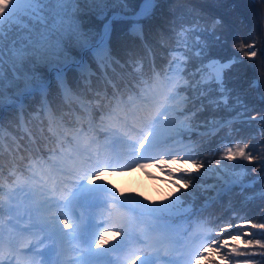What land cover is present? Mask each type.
Returning <instances> with one entry per match:
<instances>
[{"label": "snow or ice", "instance_id": "obj_1", "mask_svg": "<svg viewBox=\"0 0 264 264\" xmlns=\"http://www.w3.org/2000/svg\"><path fill=\"white\" fill-rule=\"evenodd\" d=\"M39 2L40 0H35L34 6L33 0H0V25L7 22L10 30L14 32L17 28H26L25 21L39 10ZM116 2L127 5L128 0H116ZM252 2L255 3L256 0ZM259 2L264 4V0H259ZM58 3H73V0H58ZM156 3L158 0H143V7L139 14L148 12ZM55 15L60 16L61 12L58 11ZM63 17L67 19L61 20L54 39L43 42L29 39L27 45L24 44V39H28L27 37L20 39L19 55L12 59L11 72L8 76L7 91L9 93H19L22 89H27L34 81L39 65L63 64L72 58L73 45L83 46L86 43L83 39L76 38L74 25L67 11L63 12ZM225 29L222 17L207 19L197 15L193 18L191 27L181 30L176 40L173 61L178 73H183L184 68L194 69L186 74L189 78L183 81L184 87L180 89V91L190 92V95L180 96V91H177L180 86L179 79L170 82L171 87L160 94L161 98L153 100L147 108V115L137 121L136 126L130 130H124L125 125L112 133L117 138L115 143L124 149L123 152L113 150L105 153V162H101L98 158L95 162L86 163L82 168L63 174L65 178L61 180V183L70 185L71 188L65 187L60 199L47 209V211L55 209V214L42 217L43 223L39 231L45 234L29 248L28 251L31 253L29 264H52V261L48 259V252L35 250L40 245H44L45 241L55 243L57 240L66 238L79 241L80 223L73 215L70 203L73 189L82 182H86L89 186L102 182L108 186L110 192V197L104 202L98 216L105 227L99 231L93 248L103 249L123 238L131 245V252L124 264H155L158 253L154 257L146 250V247L152 246L149 242L158 231L154 221L163 218L166 214L172 215L179 212L183 203L181 195H186L189 188L195 190L196 181L202 179V169L205 172L211 170L200 159V152L204 149L198 148L195 144L190 143L183 147L167 146V141L161 138L162 122L159 118L164 117L165 122L178 117L191 120L192 117L197 116V112L214 108L235 112L236 118L244 117L243 122L249 127L253 121L264 124V115H261L258 121L255 116L250 118L246 116L248 106L244 103L241 94L229 83L237 66L251 68L256 73L264 71V64L259 68L254 64H245L244 58L248 61L255 60L258 49L255 42L246 43L241 40L233 52L226 53L229 36L225 34ZM16 34L19 35V32ZM15 43L14 40L13 44ZM259 51L261 58L264 59V50ZM109 54V52H100L96 59H106ZM3 62L4 50L0 47V107L4 104L6 92ZM80 67L79 78H84L91 65ZM259 84L257 77L251 78L248 82L249 88L252 89H258ZM69 87L65 79L58 77L59 89ZM261 99L264 100V96ZM189 104L191 107L185 109V105ZM193 108H197V111H192ZM188 113H191V116ZM232 122V120H226L212 123L224 127ZM185 126L184 121L177 125V136L181 134L179 129ZM259 131L264 134V128ZM252 139L255 140V137ZM177 143L183 142L178 140ZM221 143H224V154L221 161H218L215 171L223 172L228 167H232L244 169L246 174L247 165L256 164L257 170L264 168V154L256 152L255 145L250 147L246 141L233 143L232 140H228L227 143L222 140ZM261 146L264 147V145ZM216 151L220 149L217 148ZM90 160L91 157H89ZM223 161L229 163L224 164ZM234 161H246L247 164H232L231 162ZM149 165H155L169 178L173 190L165 196L168 203L149 206L145 203L147 195L141 198L140 193L137 192L133 197H126L120 192L116 183L111 179H105L106 173L109 175L130 173L133 168L143 169ZM259 179L260 177H256L248 183H242L241 190L251 187ZM235 183L234 180L233 184ZM205 191H216L217 196L220 195L217 185H209ZM170 196L174 198L169 199ZM261 199H264V196H261ZM183 211L190 212L191 206ZM145 217L151 218V222ZM261 220L262 222H253L246 215L233 212L230 218L217 220L213 227L201 231L192 239L185 246L182 259L186 261V264H201L202 261L204 264H258L256 257L259 256L260 261L264 262V212H262ZM141 224L145 225L142 229ZM252 230H258L259 237L258 233ZM109 234L114 237V240L108 239ZM72 251H82V249L73 248ZM87 255L86 251H82L80 258L57 261V264H81ZM171 264H176V262H171Z\"/></svg>", "mask_w": 264, "mask_h": 264}, {"label": "trees", "instance_id": "obj_2", "mask_svg": "<svg viewBox=\"0 0 264 264\" xmlns=\"http://www.w3.org/2000/svg\"><path fill=\"white\" fill-rule=\"evenodd\" d=\"M110 1L115 3L114 7L82 14L81 9L84 5L80 0L64 4L58 3V0H40L39 10L25 21L27 27L16 29L19 35L10 30L7 22L0 25V47L3 48L4 53L9 54L7 61L3 63L5 98H12L11 101L15 97L17 99V96H13L14 93H9L7 89L12 59L19 55L20 39L28 38L24 39L25 45L28 44L29 39L40 42L54 39L61 20L67 19L63 17L64 11H67L70 16L76 38L81 34L92 36L94 32V41L100 36L104 24L113 15L120 14L112 21V30L106 48V52L110 54L107 58L100 60L96 59L94 54L87 53L86 63L90 64L91 68L84 78H79L80 73L74 66L68 70L67 80L72 94L74 97L89 100L93 105V112L108 107L112 104V99L130 94L127 86L135 88L138 83L148 85L155 73H159L162 77L173 78L174 73H178L173 61L176 40L182 29L192 26L193 18L197 15L207 19L223 18L226 26L225 34L229 36L226 53L233 52L241 40L246 43L255 42L258 49L257 57L254 61L244 58L245 64H254L257 68L264 64L259 51L264 50V4H261L259 0L255 3L252 0H158L153 9L141 19L132 18V16L140 9L143 0H128L127 5H121L116 0ZM33 3L35 6V0ZM58 11L61 12L60 16L55 15ZM135 22L140 23L137 29L133 28ZM82 54L83 50L72 46L71 56L79 59ZM193 70L184 68L183 73H179L181 79H188L186 74ZM45 74L44 78L49 76L47 71ZM87 75L90 76L89 79ZM253 77H257L260 81L258 89L248 86V82ZM229 83L241 94L244 103L248 106L246 116L248 118L255 116L258 121L259 117L264 115V100L261 99L264 96V71L256 73L251 68L237 66ZM183 87L184 85L179 86L177 91ZM180 92L185 93L186 96L190 95L188 91ZM45 101L49 103L46 108H44ZM15 103V101L11 102V107H7L5 103L0 107V189L3 187L4 180L12 181L20 170L28 172L27 163L31 156L45 153L46 147L49 148L48 150L56 147L57 133H63L59 118L72 125L76 116L80 119L85 117L81 107L70 96L65 95L64 89H59L57 83L52 85L46 98L34 93L27 99L28 105L23 110L14 108ZM190 107V104L185 105V109ZM197 108H193L192 111H197ZM188 115L191 116V113ZM183 119L185 123L204 133L200 135L193 132L188 137L198 148L204 149L200 152V159L208 167H214L218 165V161H221L224 154L222 140L225 143L228 140H232L233 143L246 141L250 147L255 145L256 152L264 154V147L261 146L264 145V134L259 131L264 128V124L253 121L249 127L243 122L244 117L236 118L235 112L214 108L197 112V116L192 117L191 120H185L184 117ZM51 120L54 121V126H51ZM226 120L233 122L224 127L212 123ZM24 125H27L33 133V138L26 133ZM252 137H255V140ZM184 138L187 139L186 136ZM217 148L220 151H216ZM223 163L229 162L223 161ZM231 163L247 164L246 161ZM256 163L258 164L259 161L257 160ZM228 169L233 173L244 174L242 181H239L240 184L248 183L256 177L260 179L251 187L244 188L243 191L240 186H235L225 190L221 198L208 200L209 192L205 191L201 183L211 180L201 173L202 179L196 181L195 190L189 188L186 195H181L183 201L181 210L172 215L166 214L163 218H170L171 223L181 226L180 234L183 236L187 234V229L189 230L195 221L205 219L206 227L210 229L217 220L230 218L233 212L246 215L253 222H262L264 199H261V196H264V168L257 170L256 164H250L247 165L246 174L241 168L228 167ZM10 171L13 172L11 176H9ZM173 198L169 197V199ZM158 200L162 203L169 202L165 199ZM190 206V212L183 211ZM189 213H192L189 221L180 223L178 217ZM252 231L257 232L259 237L258 230ZM176 237L179 239L178 236ZM256 260L258 264H264L259 256Z\"/></svg>", "mask_w": 264, "mask_h": 264}, {"label": "rangeland", "instance_id": "obj_3", "mask_svg": "<svg viewBox=\"0 0 264 264\" xmlns=\"http://www.w3.org/2000/svg\"><path fill=\"white\" fill-rule=\"evenodd\" d=\"M81 4L84 5V8L81 9V13H87L90 11H97L101 8H112L114 7L115 3L111 2L110 0H80ZM154 6V5H153ZM152 6V8H153ZM151 8V9H152ZM151 9L148 11L150 12ZM147 13V12H146ZM146 13L144 14H136L133 15V17L138 16V18H142L146 15ZM118 16L120 15L119 13L115 14L114 16ZM116 16V18H117ZM131 17V16H130ZM93 34L92 36H90V34H81L80 36H78L77 38H81L83 39L86 43L83 46H79V45H73V48L75 49H86L89 48L91 44H95V41L93 39ZM72 58L63 63H51V64H47V65H39L37 70V75L34 79V81L32 82V84L29 85V87L27 89H22L19 93H14L13 96H17L19 95L21 92L30 89L31 87L35 86L36 84H38L39 82H42L45 78V71L48 72L51 71L53 72L54 70L58 69V68H62L63 65H67L68 67L70 66L71 61H74L75 58L74 56H71ZM65 72H68L67 69ZM176 79L180 80V75L176 74V76L174 77L173 80H167V82H165L164 79H159L158 81V86L154 89H152L147 96L144 95H140V98L145 101V107H148L152 104L154 99H159L160 94L162 92L167 91L170 87H171V83L170 82H174ZM162 80V82H161ZM164 80V81H163ZM183 81L182 80L180 82V86L183 85ZM180 96H186L185 93L180 92ZM12 98L6 99L5 98V105H7V107H11V102L16 100L13 99V101H11ZM85 106H87L88 104L86 102H83ZM162 122L161 124V131H162V139L167 141V146H174V147H183L184 145L187 144H194V141L192 139H190L188 137V135L190 133H197L200 135H203L204 133L201 131H197L195 128H193L192 126L188 125L187 123H185L183 117H178L175 120H171V121H164V117H160L159 118ZM181 121H184V124L186 125L183 128H180V135L177 136V125L180 124ZM98 122V121H96ZM51 123L53 124V121H51ZM100 123H96V125L98 126H103L105 131L100 130L99 132L102 134V136H107L109 134V132L106 128L105 125ZM88 132V131H86ZM86 132H75L78 133L75 135V133L73 135H75V138H78L77 140L74 138V140H76L78 148L77 151H82L84 153V155H82L83 157L81 159L76 158L73 154V151L70 150V148L64 149V157L65 159L63 160L64 162H59L58 160H56L54 157V155H50V157L42 160L40 158H37L36 161H31V163H35L37 164L38 162V169H40L42 172H45L48 174L49 171H51L53 173V177H49L48 182L44 181V180H40V183H38L37 185H35L38 190H37V199H38V203L42 204L43 207H40L43 209L44 214H48V216L53 215L54 213H52L53 211H55V209H52L51 211H47V209L49 208L50 205H53L56 203L57 200L60 199V195L61 192H63V189L65 187L71 188L70 185H65L61 183V180H63L64 177V173L68 172V171H72L74 169H79L82 168L86 165V163L88 162H95L96 159H100L101 162H105L104 161V156H105V152H101L99 148L92 146V141L90 143V145H86V144H81V137L83 135L86 134ZM72 135V136H73ZM111 136V138H114V136L111 134L109 135ZM184 136H186L187 139L184 138ZM61 140H64V135L60 136ZM182 141L183 143L178 144L177 141ZM83 141L85 142V140L83 139ZM82 145V147H81ZM89 157H91V160L89 161ZM190 166V165H189ZM48 167V169L46 168ZM218 167V165L214 166V167H209L211 170L205 172L204 170L201 172L205 175L206 178H208L211 181L206 180L207 182H203L201 184H203L204 188H206L209 185H217V189L220 192V195L217 196V192L216 191H207L209 193H207V199L211 200L213 198H221V195L223 193V191L225 190L226 187L233 185V181L235 180L236 183L238 184L239 181H242L244 174L242 172H231L228 168L226 169V171L223 172H217L215 171V169ZM109 172H111V170H109ZM105 179H111L112 182L116 183L117 187L120 188V192L123 193L124 196L126 197H133L135 196L134 194H136L137 192L140 193V197L143 198L145 195H147V200L145 201V203L149 204V206H155L158 204H161L162 202L160 200H158V202H154L152 201V195H154V198L157 199H161L162 201L165 199V196L168 195V193L170 191H172V185L171 182L169 180V178L167 176L164 175V173L155 165H149L146 168L143 169H139V168H133V170L128 173H117L115 175H109V173L105 174ZM235 183V184H236ZM26 190L29 191V189ZM87 191L89 193L93 192V193H99L101 192L100 196L98 197L99 199V203L104 205V202L107 201L110 197V192L108 189L107 185H104L102 182H97L95 185H87L86 182H82L79 184L78 187H75L73 189V196L71 198V203H70V208H73V203L75 202V200H84L85 197L87 196ZM26 192V191H25ZM134 192V194H133ZM1 194V193H0ZM65 195H67V193H64ZM18 197H20L23 200V196H27L29 198V196H33L32 194H28V195H23L22 193L19 194L17 193ZM119 195V194H118ZM83 196V197H81ZM34 197V196H33ZM77 197H80L79 199H77ZM91 197V196H90ZM211 198V199H210ZM207 200V201H208ZM163 203H165L163 201ZM39 208V209H40ZM34 211H37V208L33 207ZM102 210L98 211L96 214H93L94 218L96 219L95 221V235L93 237V242L92 245L88 248L87 252L90 253H103V252H109L111 254H114L115 258L119 261V264H124V261L126 259V257L130 254L131 252V245L125 240V239H121L119 241H116L108 246H106L103 249H94L93 248V244L95 239L97 238L99 231H101L103 229V227H105V224L103 223L102 220L98 219V216L100 215ZM1 213L4 214V212H2V210H0ZM31 213H33V211H30ZM1 216V215H0ZM146 220H149L151 222V218L149 217H145ZM162 219L156 220L154 221L158 231L153 235V239L149 242L152 246L151 247H146V250L151 253L154 257L157 256L158 253V257L155 260V264H171V262H176V264H186V261L182 259V257L185 254V249L180 253L181 256H175L174 254L172 255L169 251L170 246H176L177 243L174 240V236L175 233L178 230V227L175 225H171V224H167L161 221ZM169 221V219H167ZM18 223H22L20 220L17 221ZM11 225V224H9ZM32 224L28 223L26 225L23 226V224H17L15 225L16 229L18 230L20 228V231H18V234L21 232L22 235H25L27 233V230L29 228H32L31 226ZM22 227V228H21ZM145 225L141 224L140 228H144ZM193 230H192V234L188 237L187 240V244L191 242L192 239H194L201 231H205L208 228L206 227V222L203 221H199L198 223H196L193 226ZM13 232H15V230H13ZM35 237H37V234H35ZM68 240H70L71 238H66ZM109 240H114V237L109 234L108 237ZM186 239V237H185ZM22 243L24 245H21V248L19 250V253L17 254L18 257V261L21 262L20 257H23L24 254L26 253L25 251H27V246H26V242H24L21 239ZM181 244V243H180ZM186 244V245H187ZM121 248H124V254L121 255ZM203 263V261L201 262V264Z\"/></svg>", "mask_w": 264, "mask_h": 264}, {"label": "water", "instance_id": "obj_4", "mask_svg": "<svg viewBox=\"0 0 264 264\" xmlns=\"http://www.w3.org/2000/svg\"><path fill=\"white\" fill-rule=\"evenodd\" d=\"M141 7H143V5H142ZM140 9H141V8H140ZM140 9H139V11H140ZM139 11L137 12V14H139ZM111 21H112V19L109 20V21L105 24V26L103 27L102 36H103L104 40L109 36V33H110V31H111ZM82 58H83V56H82Z\"/></svg>", "mask_w": 264, "mask_h": 264}, {"label": "bare ground", "instance_id": "obj_5", "mask_svg": "<svg viewBox=\"0 0 264 264\" xmlns=\"http://www.w3.org/2000/svg\"><path fill=\"white\" fill-rule=\"evenodd\" d=\"M14 108H18L20 110H23L24 109V106L23 105H16V106H14ZM80 234H81V232H80Z\"/></svg>", "mask_w": 264, "mask_h": 264}]
</instances>
